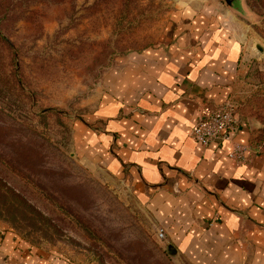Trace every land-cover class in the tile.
Listing matches in <instances>:
<instances>
[{
	"label": "rangeland",
	"instance_id": "374dc122",
	"mask_svg": "<svg viewBox=\"0 0 264 264\" xmlns=\"http://www.w3.org/2000/svg\"><path fill=\"white\" fill-rule=\"evenodd\" d=\"M244 4L239 14L225 0H0V220L76 264H188L78 142L109 73L167 45L182 12L209 9L242 23L249 58L232 103L264 152V0Z\"/></svg>",
	"mask_w": 264,
	"mask_h": 264
},
{
	"label": "crops",
	"instance_id": "0c3cea01",
	"mask_svg": "<svg viewBox=\"0 0 264 264\" xmlns=\"http://www.w3.org/2000/svg\"><path fill=\"white\" fill-rule=\"evenodd\" d=\"M215 11L182 12L167 45L109 73L78 153L129 193L188 264H264V152L252 128L237 114L231 141L191 137L201 117L233 101L249 58L242 23ZM235 145L246 163L230 158ZM0 264L76 263L31 247L0 220Z\"/></svg>",
	"mask_w": 264,
	"mask_h": 264
},
{
	"label": "built area",
	"instance_id": "2783aa9c",
	"mask_svg": "<svg viewBox=\"0 0 264 264\" xmlns=\"http://www.w3.org/2000/svg\"><path fill=\"white\" fill-rule=\"evenodd\" d=\"M239 124L240 120L237 117L235 107L232 102H228L222 108L201 117L194 126L191 137L203 146L212 142L231 141ZM230 158L238 164L247 162L245 150L239 145L234 146ZM157 237L160 240H165L164 230L159 229Z\"/></svg>",
	"mask_w": 264,
	"mask_h": 264
},
{
	"label": "water",
	"instance_id": "95a60500",
	"mask_svg": "<svg viewBox=\"0 0 264 264\" xmlns=\"http://www.w3.org/2000/svg\"><path fill=\"white\" fill-rule=\"evenodd\" d=\"M225 2L229 6V8L233 10L234 12H237L239 14H244L245 12L244 0H225Z\"/></svg>",
	"mask_w": 264,
	"mask_h": 264
}]
</instances>
